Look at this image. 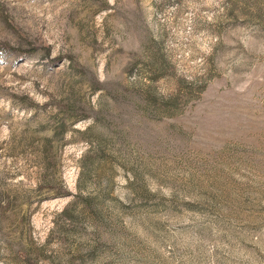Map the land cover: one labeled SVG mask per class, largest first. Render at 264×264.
Masks as SVG:
<instances>
[{
	"label": "rangeland",
	"instance_id": "1",
	"mask_svg": "<svg viewBox=\"0 0 264 264\" xmlns=\"http://www.w3.org/2000/svg\"><path fill=\"white\" fill-rule=\"evenodd\" d=\"M0 264H264V0H0Z\"/></svg>",
	"mask_w": 264,
	"mask_h": 264
}]
</instances>
